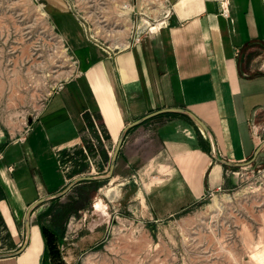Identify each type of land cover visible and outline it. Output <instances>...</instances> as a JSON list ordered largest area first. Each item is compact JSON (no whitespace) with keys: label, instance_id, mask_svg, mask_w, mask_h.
Here are the masks:
<instances>
[{"label":"crops","instance_id":"1","mask_svg":"<svg viewBox=\"0 0 264 264\" xmlns=\"http://www.w3.org/2000/svg\"><path fill=\"white\" fill-rule=\"evenodd\" d=\"M165 1L168 10L157 30L139 43L128 40L118 52H89L85 68L47 100L22 144L1 154L0 252L20 247L33 201L77 176H69L61 157L89 132L84 109L100 113L110 130L107 140L116 128L119 134L130 121L164 107L185 108L208 127L210 136L189 114L176 113L126 132L108 179L115 188L137 176L142 201L157 219L225 187L227 173L237 167L217 161L212 145L233 163L253 155L261 142L251 124L264 110V73L245 74L238 54L264 43V0ZM44 250L40 227L31 224L27 247L0 264H43Z\"/></svg>","mask_w":264,"mask_h":264},{"label":"rangeland","instance_id":"2","mask_svg":"<svg viewBox=\"0 0 264 264\" xmlns=\"http://www.w3.org/2000/svg\"><path fill=\"white\" fill-rule=\"evenodd\" d=\"M139 1L0 0V156L22 144L47 100L85 68L89 52L122 50L114 47L116 37L131 41L132 27L139 23V31H144L140 36L148 35L143 30L148 20L158 17L160 21L163 14L145 15ZM123 3L132 6L128 16L121 12ZM238 63L247 75L264 73V43L241 49ZM93 111L92 118L98 121ZM96 128L101 137L110 136L108 128ZM118 131L102 145L86 132L84 140L61 157L69 176L106 174ZM251 132L264 140V110L253 118ZM85 146L91 150L87 168L75 174L81 163L78 151ZM103 149L108 160L98 154ZM226 177L225 187L160 219L142 201L144 189L137 176L115 188L108 179L86 207L64 220L63 232L49 248L44 264H260L257 254L264 259V146L251 164L233 169ZM78 192L74 186L61 197L37 205L31 224L48 225L51 214L40 215L58 209ZM214 194H227L229 200L221 198L220 206L208 208ZM96 201L107 213L104 219L95 213Z\"/></svg>","mask_w":264,"mask_h":264},{"label":"trees","instance_id":"3","mask_svg":"<svg viewBox=\"0 0 264 264\" xmlns=\"http://www.w3.org/2000/svg\"><path fill=\"white\" fill-rule=\"evenodd\" d=\"M93 112L95 113L94 115L98 121L93 120L92 118L93 113L92 111L88 109L83 110V117L85 119L86 126L89 132L97 140V142L102 145L103 141L108 139L109 136H106L103 138L101 137L100 134L97 133L96 126L98 127V125H100L101 127H105V124L102 120L100 113L97 111H93ZM165 114L175 115L176 113H165ZM181 115L191 121V119L187 115H183V114ZM148 120H146L145 122H147ZM85 150L81 148L78 151V154H80L79 160H81V163L80 164L77 163L78 164L77 166L79 168L74 171L75 174H78L87 168V164L85 160L87 159L88 152H91V150L88 148V146L87 147L85 146ZM67 151L68 150H63V157L67 155ZM98 154L104 160L109 159V155L105 149L101 150ZM61 161H63L62 158H61ZM106 180H108V178L107 179H94V180H87V181L80 182L79 184L75 185V186H78L79 188V192L77 193L76 196L72 197L69 201L65 203L59 204L58 209L55 210L54 208H50L46 212L40 215L42 216L44 214L45 215L51 214V220L48 225H43L39 222L41 235L45 243L43 264L47 260L46 258L48 257L49 248L52 247L54 243H56V240H55L56 237L61 236L63 232L64 220L72 214L76 215L80 210L86 207L87 201L92 199V197L96 194L98 188ZM80 200L82 201V204H79Z\"/></svg>","mask_w":264,"mask_h":264},{"label":"water","instance_id":"4","mask_svg":"<svg viewBox=\"0 0 264 264\" xmlns=\"http://www.w3.org/2000/svg\"><path fill=\"white\" fill-rule=\"evenodd\" d=\"M165 113H187L189 114L194 120L195 122L202 128L203 132L207 135L210 136V132L208 127L205 125V123H203V121L201 119H199V117H197L195 114L191 113L190 111L186 110L185 108L182 107H164V108H159L156 110H153L145 115H143L142 117H139L137 119H134L132 121H130L129 123H127L120 131V133L117 136L112 154L110 155V160H109V167H108V172L104 175H80V176H76L74 177L62 190L55 192L53 194L50 195H45V196H41L39 198H37L35 201H33L26 209L25 214H24V225H25V237L23 242L21 243L20 247L14 251H9V252H0V258H4V257H9V256H15L19 253H21L28 245L29 242V238H30V233H31V216L33 213V209L37 206L40 205L46 201L52 200V199H56L61 197L62 195H64L65 193H67L72 187H74L75 185L79 184L82 181H87V180H94V179H107V178H111L113 175V171L115 168V164H116V159L117 156L119 154L120 148L122 146V143L124 141L126 132L130 129L133 128L137 125L142 124L143 122H145L146 120L160 115V114H165ZM264 146V140L261 141L258 146L256 147L253 155L244 162L241 163H233L230 161H227L221 157H219L217 155V152L215 149L211 150V155L217 160L219 161L221 164L228 166V167H240V166H245L248 164H251L257 157V155L260 153L261 149Z\"/></svg>","mask_w":264,"mask_h":264},{"label":"bare ground","instance_id":"5","mask_svg":"<svg viewBox=\"0 0 264 264\" xmlns=\"http://www.w3.org/2000/svg\"><path fill=\"white\" fill-rule=\"evenodd\" d=\"M182 2H184L185 0H180ZM141 6L143 7V9L146 11V13L148 14L149 10H154L155 12H159L161 14H164L168 8L166 7L165 3H164V0H140L139 1ZM132 10V6L128 3H123L122 6H121V12L123 14H125L126 16H128V14L130 13V11ZM170 13V12H169ZM41 14L42 15H45L46 13L41 10ZM157 15V14H156ZM166 15V14H165ZM158 17H156L157 19ZM128 21L130 20L129 17H127ZM147 19V18H146ZM163 19V18H162ZM160 20V19H159ZM164 20V19H163ZM146 21V20H144ZM159 22V21H158ZM148 23V22H147ZM161 23V21H160ZM148 25H151V23H148ZM132 27V26H131ZM159 27V23H154V25L152 26L151 25V29L153 31L157 30ZM117 35V34H116ZM117 39L114 41V47H121L123 49H125L128 45H129V41L127 39H122L119 37H116ZM113 44V42H112ZM65 49L63 48V51ZM133 59V58H132ZM112 187V186H111ZM13 195V194H12ZM229 200V196L227 194H222L221 196H218L216 194L213 195L212 199H211V202L208 204V208H215L217 206H220V200ZM105 207V205H103ZM94 208H95V213H98L99 214V217H100V220L103 218H105V214L106 211L104 210V208L101 206L100 202L99 201H96L94 203ZM94 213V214H95ZM102 217V218H101ZM95 219V218H94ZM96 220V219H95ZM94 220V221H95ZM98 222V221H96ZM100 222V221H99ZM95 224V222H94ZM261 250V249H260ZM259 252V251H258ZM261 254V253H260ZM260 254H257V259L258 261L260 262V264H264V259L262 258V256Z\"/></svg>","mask_w":264,"mask_h":264},{"label":"built area","instance_id":"6","mask_svg":"<svg viewBox=\"0 0 264 264\" xmlns=\"http://www.w3.org/2000/svg\"><path fill=\"white\" fill-rule=\"evenodd\" d=\"M151 11H154V10L153 9L149 10L148 14H145V15L150 16ZM154 13H156V12L154 11ZM148 23H153L154 24V23H159V22H158V20H156V18L152 17L151 20L150 19L148 20ZM140 28H141L140 27V23L136 26V29L134 27H132L133 30H131V32H130V37H131L133 43H139L141 41V39H142L140 34H142L144 31L143 32L139 31ZM143 30H147V33H149L150 31H153L151 29V25H149L147 27L144 26ZM61 86H62V84H61ZM29 129H30V126L27 128L26 133L29 131ZM212 149H214L213 145H212L211 150Z\"/></svg>","mask_w":264,"mask_h":264}]
</instances>
